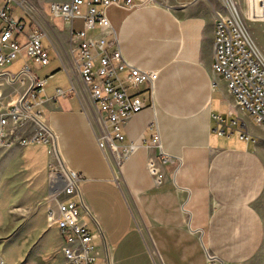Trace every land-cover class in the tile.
Masks as SVG:
<instances>
[{"label":"crops","instance_id":"1","mask_svg":"<svg viewBox=\"0 0 264 264\" xmlns=\"http://www.w3.org/2000/svg\"><path fill=\"white\" fill-rule=\"evenodd\" d=\"M51 1L25 0L30 20H24L26 28L39 26L59 56L54 42L65 36L69 43V34L44 13L43 3L49 9ZM216 12L206 0L106 9L123 56L157 72L152 93L147 84L138 87L147 106L123 126L124 142L137 148L119 168L97 143L94 105L68 63L59 56L65 72L53 68L40 76L44 67L23 54L6 68L17 74L26 63L46 79L44 106L56 140L55 150L31 144L0 159V231L16 234L0 246V264H66L59 230L47 223L55 153L82 176L80 211L97 234L98 264H264V125L239 107L212 69ZM244 19L264 56V21ZM16 60L21 64L13 72ZM58 88L65 94L56 96ZM24 89L13 86L14 92ZM214 114L224 118L226 134L216 132ZM232 118L239 126L228 135ZM239 129L251 139H240ZM155 133L173 163L161 164L159 149L143 145ZM148 160L159 169L161 184Z\"/></svg>","mask_w":264,"mask_h":264},{"label":"built area","instance_id":"2","mask_svg":"<svg viewBox=\"0 0 264 264\" xmlns=\"http://www.w3.org/2000/svg\"><path fill=\"white\" fill-rule=\"evenodd\" d=\"M228 14L216 12L212 69L222 76L241 109L264 125V56L253 40L238 12L234 0H224ZM0 151L31 144L55 146V134L50 129L44 106L46 79L40 78L24 64L17 74L6 68L25 54L36 68L49 64L50 56L44 47L39 26L26 28L23 18L11 10L14 5L24 8L25 0H0ZM159 0H54L49 2V18H60L68 29V51L73 69L79 75L92 101L98 127L96 140L119 168L137 148L136 143H125L123 126L126 121L147 105L138 94V87L147 84L150 92L157 79L155 70L140 68L122 54L115 31L107 18L111 5L133 8ZM246 17L264 21V0H246ZM74 18L82 20V27L74 30ZM24 86L14 92L13 86ZM4 88H8L7 91ZM65 93L57 89L55 95ZM219 135L225 120L214 114ZM239 126L236 118L229 120L228 135ZM239 138L250 140L246 130H238ZM143 145L159 149L161 164L173 163L172 156L162 150L159 134L155 133ZM55 150V148H54ZM56 161L48 171L49 191L46 196L47 223L56 226L62 237L61 253L66 264H98L94 239L97 234L88 228V217L80 211L83 201L79 196L82 176L68 168L55 153ZM147 168L157 184L163 180L152 160ZM78 196V198H77ZM92 220V218H89ZM212 259L211 256H209Z\"/></svg>","mask_w":264,"mask_h":264},{"label":"rangeland","instance_id":"3","mask_svg":"<svg viewBox=\"0 0 264 264\" xmlns=\"http://www.w3.org/2000/svg\"><path fill=\"white\" fill-rule=\"evenodd\" d=\"M206 1L209 2L210 8L213 11H219L224 15L228 14V9H227V6H226V3L224 0H206ZM1 5H2V2H0V6ZM236 6H237L238 12L240 13L244 23H246V21L244 19V17L246 16V3L242 1V2L236 3ZM12 10L14 13L23 17V19H26L27 21L30 20L29 14L25 11V9L21 5L17 4L15 6H13ZM43 11L45 14H49V9H48V6L46 3H43ZM244 11H245V16H244ZM51 22H52V26L54 28H56L57 30H59V31L65 30L63 22L60 18H54ZM72 26H73L74 30H79L82 27L81 19L80 18H74L73 22H72ZM40 31L42 32L41 29H40ZM62 40H63V42L60 41V44H57V42H54V44L56 46V50H57L59 56L61 57V59L64 61V63H66V64L68 63L73 68L71 56H70L69 51L67 49L68 43L66 41L65 36L62 37ZM42 42L49 52L50 61H49L48 65H46V66H44V68L38 70L37 73L40 76H42L48 70L53 69V68L58 69V70H56V72L62 71L64 73L65 71L63 68V63L61 62L59 56L57 55L55 48L53 47L52 43L48 40V38L44 35V33H43ZM20 64H21V61L16 60L13 63L12 67L10 68L11 71H13V72L17 71ZM49 84H50V81H49ZM7 151H0V159H3L2 155H4ZM15 237H16L15 233L0 231V246L8 240H13Z\"/></svg>","mask_w":264,"mask_h":264}]
</instances>
